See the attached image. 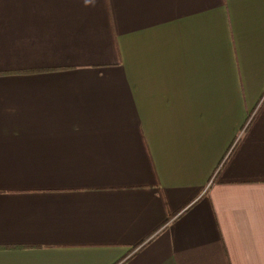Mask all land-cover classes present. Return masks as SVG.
<instances>
[{"label":"crops","instance_id":"0c3cea01","mask_svg":"<svg viewBox=\"0 0 264 264\" xmlns=\"http://www.w3.org/2000/svg\"><path fill=\"white\" fill-rule=\"evenodd\" d=\"M0 264H264V0H0Z\"/></svg>","mask_w":264,"mask_h":264}]
</instances>
